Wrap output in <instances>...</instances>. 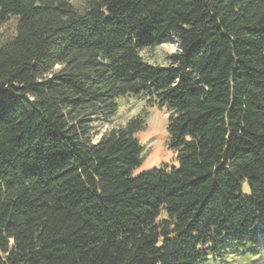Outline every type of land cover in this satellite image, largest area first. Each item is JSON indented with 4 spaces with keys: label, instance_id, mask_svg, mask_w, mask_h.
<instances>
[{
    "label": "trees",
    "instance_id": "16d2710c",
    "mask_svg": "<svg viewBox=\"0 0 264 264\" xmlns=\"http://www.w3.org/2000/svg\"><path fill=\"white\" fill-rule=\"evenodd\" d=\"M0 30V264L264 256V0H0ZM141 95L178 167L133 176Z\"/></svg>",
    "mask_w": 264,
    "mask_h": 264
},
{
    "label": "rangeland",
    "instance_id": "374dc122",
    "mask_svg": "<svg viewBox=\"0 0 264 264\" xmlns=\"http://www.w3.org/2000/svg\"><path fill=\"white\" fill-rule=\"evenodd\" d=\"M12 25L7 26V31H10ZM3 30H0V40L2 39ZM178 51V45L173 38L165 40L160 45L143 50L140 55L149 64L165 65L168 56ZM117 112L112 125H124L130 118L137 115L142 109L148 112L146 126L144 129L135 133V138L142 148V162L136 167L132 175L136 176L142 173H147L161 168L172 169L178 167V161L175 154L169 150L167 146L168 135L166 132L168 114L165 108L157 106H148V97L129 96L121 98L117 102ZM110 126H105L100 129L101 132ZM246 191V188H245ZM264 235H260L262 239ZM264 245V240L262 241ZM207 264H217L209 262ZM220 264H264V256L255 259L253 263H242L234 257L229 256L226 262Z\"/></svg>",
    "mask_w": 264,
    "mask_h": 264
}]
</instances>
